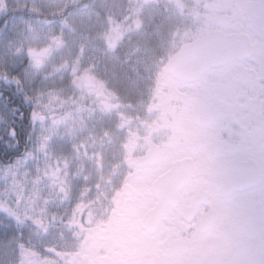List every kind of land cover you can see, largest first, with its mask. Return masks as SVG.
<instances>
[{"label":"rangeland","instance_id":"374dc122","mask_svg":"<svg viewBox=\"0 0 264 264\" xmlns=\"http://www.w3.org/2000/svg\"><path fill=\"white\" fill-rule=\"evenodd\" d=\"M77 1L0 0V10L9 13L28 2L35 14H58L67 4ZM234 1L98 0L107 11L105 17L90 7L74 11L69 22L80 28L75 34L68 32L61 21L14 18L8 27L13 33L11 39L6 38L8 31L0 32V63L9 55L18 56L27 47L30 60L23 76L27 82L38 76L44 77L45 82L68 77L69 84L66 88L43 84L35 92L39 118L31 136L20 155L0 163V211L21 223L18 229L29 225L34 226L32 229H47L53 220H69L79 206H83L86 218L93 223L107 221L114 210L108 201L118 193L125 177L130 139L125 135L122 116L130 102L118 97L106 76L124 64L132 84L145 87L150 80L149 85L153 81L160 83L163 72L155 70V62L168 58L178 44L207 31L204 6L209 4L215 11ZM179 18L193 27L184 33L173 31ZM96 21L103 25V30L93 25ZM164 30L169 34L163 35ZM154 32L158 35L159 50L153 55L149 37ZM253 34L260 36L259 29H254ZM262 41L258 38L261 59ZM118 49L125 51L124 59L113 54ZM246 81L252 82L253 78ZM256 91L251 98L256 97ZM7 116L8 108L0 99V129L7 125ZM151 176L147 172L136 176L139 192L148 190ZM253 191L236 197L238 209L223 207V220L230 224V229L195 238L178 264H264V196ZM137 199L123 200L118 210L136 214L141 204L148 208L151 203L146 196ZM99 201L102 204H97ZM124 221L129 222L121 223L124 226L134 225L135 217L130 221L125 217ZM138 237L145 244L146 256L135 261L127 254L125 264H151L156 243L162 239L146 241L139 234L130 236ZM159 257L157 264H164L163 254Z\"/></svg>","mask_w":264,"mask_h":264},{"label":"flooded vegetation","instance_id":"af4514ba","mask_svg":"<svg viewBox=\"0 0 264 264\" xmlns=\"http://www.w3.org/2000/svg\"><path fill=\"white\" fill-rule=\"evenodd\" d=\"M203 11L207 31L186 42L179 41L181 45L168 58L155 62V70L163 72L160 83L153 81L146 96L126 104L122 126L130 143L125 177L118 193L108 201L111 208L114 206L109 219L93 223L79 206L69 220H53L47 229H0V264H125L127 254L135 261L146 256L141 238H130L135 234L146 241L162 238L156 243L151 264L159 262L161 253L164 264H178L195 238L230 227L222 216L225 205L238 209L236 197L252 190L264 196V57L259 58L258 50V38L264 42L262 0H235L215 11L206 4ZM191 27L192 23L179 18L173 31L184 33ZM256 28L260 36L253 34ZM212 32L233 37L240 44L245 39L252 49L240 45L236 57L194 77L178 76L168 69L183 44ZM250 76L253 81L247 82ZM254 90L256 97L251 98ZM179 160L184 161L180 174L185 178L171 186L159 184ZM223 169L227 170V179L239 178L242 185L223 189ZM144 172L152 176L148 190L141 193L135 178ZM163 188L172 196L167 199L156 232L150 233L141 219L157 206ZM145 196L151 201L148 208L141 204L136 214L118 210L123 200L134 202ZM132 216L134 225L121 224L129 223L124 218L130 221ZM170 240L183 242L174 259L169 256Z\"/></svg>","mask_w":264,"mask_h":264},{"label":"trees","instance_id":"16d2710c","mask_svg":"<svg viewBox=\"0 0 264 264\" xmlns=\"http://www.w3.org/2000/svg\"><path fill=\"white\" fill-rule=\"evenodd\" d=\"M128 5L129 2H126L125 6L127 7ZM30 6L31 3L27 2L22 8L14 9L9 13L0 10V32L6 33V31H8L6 33V38L8 37V40L11 39L10 34L13 35L8 27L14 18H25L29 21L36 20L37 22L51 21L52 23L54 21H61L67 25L65 28L68 32L75 34V32L77 33L80 31V28L69 22L74 11L90 7L102 13L104 17L105 14H107V11H105L103 5L101 2H98V0H79L76 3L71 2L58 14H44L41 12L35 14L36 10L31 11ZM93 25L99 30L104 29L103 25L98 21L93 23ZM168 34L169 31L164 30L163 35ZM158 40V35H156L155 32L149 37V48L153 55L159 50ZM126 49H128V47H125V50ZM113 54L121 59L125 57V51H121V49L113 51ZM29 55L28 48L26 47L23 48L18 56L9 55L0 63V99L8 108L7 125L0 129V163L7 162L11 157L13 158L14 156L20 155L27 144V139L31 136L33 127L35 126L34 123L36 124L39 118V113L34 104L35 92H38L43 84L48 86L54 85L61 88H66L69 84L68 77H64L63 79L57 78L45 82L44 77L38 76L34 80L27 82L23 76L29 67ZM141 72L146 73L145 71ZM127 74L128 66L121 64V67L114 73L106 76L108 84L114 89L118 97L131 101L146 96L149 83L146 84L145 87L135 85L134 83L132 84ZM55 224L56 226L59 225L58 222H55ZM20 226L22 227L21 223L12 217L6 216L0 211V229H18Z\"/></svg>","mask_w":264,"mask_h":264},{"label":"water","instance_id":"95a60500","mask_svg":"<svg viewBox=\"0 0 264 264\" xmlns=\"http://www.w3.org/2000/svg\"><path fill=\"white\" fill-rule=\"evenodd\" d=\"M264 10V0L262 1ZM263 15H264V11ZM240 43L235 38L224 35L220 32H212L206 37H202L181 46L178 53L169 61L168 69L175 75L189 78L190 76H198L205 72L210 66L220 64L223 60L234 58L237 52L243 49H252V45L245 39ZM239 55V53H238ZM184 161H176L172 169L159 180V184L171 186L174 181H179L185 177L180 174L181 165ZM226 169H223L221 175L222 188L226 190L231 186H241L242 180L239 178L227 179ZM166 185H164L166 187ZM169 188V187H168ZM162 197L155 208H153L146 216L141 219L142 226L150 233H155L159 222L164 214L165 204L168 197H171L170 190L163 188ZM208 229H202L203 232ZM182 241L177 242L170 240V258L174 259L182 249ZM112 264V263H111Z\"/></svg>","mask_w":264,"mask_h":264}]
</instances>
